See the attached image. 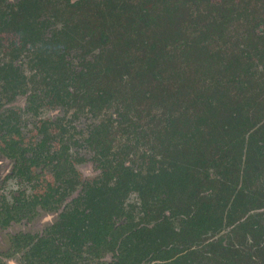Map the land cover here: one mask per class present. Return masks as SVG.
Returning a JSON list of instances; mask_svg holds the SVG:
<instances>
[{"label":"flooded vegetation","instance_id":"1","mask_svg":"<svg viewBox=\"0 0 264 264\" xmlns=\"http://www.w3.org/2000/svg\"><path fill=\"white\" fill-rule=\"evenodd\" d=\"M98 3L0 0V156L13 162L0 181V230L9 241L0 264H129L134 243L162 233L171 216L160 181L165 121L152 120L119 76L100 70L110 25ZM20 95L36 122L24 123L12 106ZM46 109L53 116L41 115ZM87 160L99 169L94 178L81 171ZM8 180L25 186L9 196ZM43 214L53 218L26 229ZM180 218H170L175 232Z\"/></svg>","mask_w":264,"mask_h":264},{"label":"trees","instance_id":"2","mask_svg":"<svg viewBox=\"0 0 264 264\" xmlns=\"http://www.w3.org/2000/svg\"><path fill=\"white\" fill-rule=\"evenodd\" d=\"M98 6L110 25L100 70L165 121L160 181L171 216L162 233L134 243L127 262L264 264V0Z\"/></svg>","mask_w":264,"mask_h":264},{"label":"rangeland","instance_id":"3","mask_svg":"<svg viewBox=\"0 0 264 264\" xmlns=\"http://www.w3.org/2000/svg\"><path fill=\"white\" fill-rule=\"evenodd\" d=\"M73 46L69 45L68 50L70 51L73 48ZM74 52H73V54H74ZM27 91L29 92L30 89H27ZM12 106H14L15 108H18L19 116L24 123L25 122L29 123L33 120L36 122L37 118H35V116L32 113L26 112L27 102H26V96L25 95H20L18 99H15L12 102ZM12 106H11V104L10 105L5 104V108H10ZM41 115H43V116L44 115H47V116L52 115L53 116V113L51 110L46 109V110H44V112H42ZM80 123L82 125H84L85 119L83 118ZM82 153H84L83 150H82ZM12 165H13L12 161H9L8 159L0 156V181H3L6 174L10 173ZM81 171L85 175V177H88V178H94L99 174V169L96 167L95 163L92 162V160H87L86 162L82 163L81 164ZM15 182H14V180H8L4 184V187H3L4 192L7 193V195L11 196L12 195L11 190L15 191L18 189V187L22 188L25 186V184L19 186L18 185L19 183L17 181H15ZM0 197H1V195H0ZM52 216L53 215L43 214L41 216V219H42L41 222L36 221L34 223L26 224L25 227H26V229H29L32 232L38 231L42 227V225H40V224H42L44 221L47 222L49 219L53 218ZM3 246L4 247L9 246V241L7 239L6 232L0 230V248ZM8 259L9 260L7 261L6 264H21V262L14 257H10Z\"/></svg>","mask_w":264,"mask_h":264}]
</instances>
